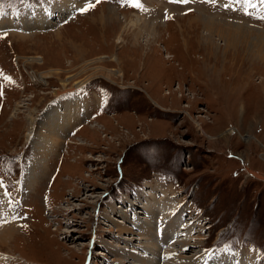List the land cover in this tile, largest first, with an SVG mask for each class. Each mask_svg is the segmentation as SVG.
Returning a JSON list of instances; mask_svg holds the SVG:
<instances>
[{
  "label": "rangeland",
  "instance_id": "rangeland-1",
  "mask_svg": "<svg viewBox=\"0 0 264 264\" xmlns=\"http://www.w3.org/2000/svg\"><path fill=\"white\" fill-rule=\"evenodd\" d=\"M133 2L0 0V197L16 217L0 264H84L92 234L91 264L183 254L202 264L224 251L235 264H264V35L234 31L225 48L203 36L208 20L264 34V0ZM50 7L61 17L48 18ZM33 55L42 61L24 66ZM97 66L122 75L106 79ZM48 68L60 78L35 84L31 73ZM67 76L88 79L56 96ZM55 113L64 131H53ZM165 210L180 230L159 239L155 229L173 220ZM156 240L181 252L144 249ZM127 250L136 260L118 261Z\"/></svg>",
  "mask_w": 264,
  "mask_h": 264
},
{
  "label": "bare ground",
  "instance_id": "bare-ground-1",
  "mask_svg": "<svg viewBox=\"0 0 264 264\" xmlns=\"http://www.w3.org/2000/svg\"><path fill=\"white\" fill-rule=\"evenodd\" d=\"M239 1H241V0H239ZM242 1H244V2H246L247 0H242ZM258 2V1H257ZM250 3V2H249ZM252 3V2H251ZM250 3V4H251ZM262 3V2H261ZM247 2L246 3H243V5H246L247 6ZM260 4V3H259ZM263 6V5H262ZM248 7V6H247ZM110 8V7H109ZM111 10H109L108 11V13L110 14V19L111 20H115L116 18H117V13L118 12H116V11H114V9L113 8H110ZM59 17H61L60 15H58ZM63 16H64V14H63ZM116 21V20H115ZM116 22H118V21H116ZM115 22V23H116ZM54 23V22H53ZM119 23V22H118ZM137 23V22H136ZM213 22L212 21H210V20H208V21H205V24L206 25H208L207 27L205 26V29H204V32H203V36H204V38H205V40H209L210 41V44L212 45L213 44V39H214V35H217L218 36V38L220 37V38H223L224 39V41L223 42H218V45H223L224 46V48L226 47L225 45H226V41L229 39V37H231L230 36V34L232 33V32H234V31H239V32H235L234 33V35L235 36H237V35H239V37H241V35H243L244 37H246V36H248L247 34H249V32H255L256 33V35H260L259 36V38L260 37H262V35H264L263 33H261V32H259V31H257V30H254V29H251V28H246V27H243V26H240V25H235V24H231V23H228V22H224V21H218V20H216V22H215V24H212ZM216 23H218V25H216ZM55 24V23H54ZM133 24H135V22L133 23ZM39 25V24H38ZM138 27H141L140 25H138V24H136ZM221 25H225V27L224 26H221ZM33 26H35V24L33 25ZM31 27V25L30 26H27V27H24L23 28V31L22 32H24V31H27V33H30L32 30H33V28L34 27ZM213 26V27H212ZM22 28V27H21ZM233 30V31H232ZM20 31V30H19ZM233 35V34H232ZM258 37V36H257ZM215 38H217V37H215ZM217 38V39H218ZM243 38V37H242ZM263 38V37H262ZM259 40V39H258ZM217 41V40H216ZM215 43H217V42H215ZM221 43V44H220ZM206 44H208V43H206ZM256 45V44H255ZM260 45H262L263 47H264V44L263 43H260ZM257 48V47H256ZM262 48V47H261ZM249 49H252V48H249ZM255 49V48H254ZM206 50V49H205ZM22 58V64L25 66V64L26 63H37V62H39V61H42V57L40 56V55H33V56H25V57H21ZM17 59L18 58H16V61H17ZM103 59V57H98V58H95V59H92V60H88V61H84V63H83V67H84V69H87V68H89V65H91V64H94V63H96V62H99V61H101ZM112 59L114 60V59H116V56H112ZM248 59V58H247ZM242 60V59H241ZM243 61H245V60H243ZM83 69V71H86V70H84ZM94 69H95V71H104V72H102V76H104L106 79H110V77L112 76V75H114V74H117V75H119V76H121L122 75V73H121V71H119V70H114V69H103L102 67H99V66H97V67H94ZM82 71V70H81ZM60 70L58 69H54V68H48L45 72H43V73H37V72H35V71H33L32 73H31V79H32V81L36 84V83H38V84H41V83H45L46 81H47V78H50V77H57V78H60ZM96 73V72H95ZM70 77L71 76H67V77H65L64 79H59V81H60V86H61V89H58L54 94L56 95V96H59L60 94H63L64 92L66 93V92H68L69 94H73V92H74V89H76V88H78V87H81L86 81H87V79L88 78H85V79H81V80H78V81H74V82H68V79H70ZM74 78V77H73ZM71 84V85H70ZM70 86V87H69ZM72 86H73V88H72ZM18 104V103H17ZM17 106V105H16ZM49 113V112H48ZM62 113V112H61ZM61 113H60V115H61ZM63 114V113H62ZM55 115L57 116V119H56V121H59L60 123H56L54 126H53V131L54 132H56V130L59 132V130L60 131H64V129L62 128L63 126H61L60 127V124L62 123V122H64L63 121V119L62 118H58V113H55ZM63 117V116H62ZM26 120V126L28 127V131H29V133H31L32 131H33V129L35 130V114L31 111V112H29L28 113V115H27V118L25 119ZM231 130V129H230ZM54 141V140H53ZM52 141V142H53ZM43 142V141H42ZM45 142H47V141H45ZM56 143V141H54V144ZM53 144V145H54ZM43 147V146H42ZM47 147V146H46ZM43 149V148H42ZM44 150H46L45 148H44ZM29 174V173H28ZM37 179V178H36ZM37 180H40V179H37ZM3 193V192H2ZM4 198V204H2L1 202H2V197H0V204L1 205H3V207H1V213H3L4 214V217L5 218H3V219H5L6 220V222H4L3 223V225L5 224L6 226H5V228H4V226H3V228H4V231H3V233L2 234H0V244H3L5 241H7L8 240V236L11 234V230L12 229H14V226L16 227V225H15V215L13 214V211H12V207L10 208L9 206H8V202L6 201V198H5V196L3 197ZM136 203V202H135ZM157 203V202H156ZM170 203V202H169ZM152 208V207H151ZM156 208L153 206V211L155 210ZM166 209V208H165ZM156 211H157V213H155V214H159V210L158 209H156ZM155 211V212H156ZM166 212H163V211H161V215H163V216H166V217H168L169 216V219L171 218V217H173L172 215H171V211L170 212H167V210H165ZM142 219V218H141ZM144 219V218H143ZM147 219V218H146ZM162 219V218H161ZM179 217L178 218H174L173 217V220H171V224L170 225H168V226H166V228L163 230V231H161L162 233H161V236H165L167 233H168V231H170V229H172V228H176L175 230H180V225H179ZM149 220V219H148ZM117 221V220H116ZM10 222V223H9ZM175 222V223H174ZM118 228H117V230L116 231H120V232H126L127 230V228H124V227H121V226H117ZM135 227V226H134ZM168 227H170V229L168 230ZM172 231V230H171ZM143 233V232H142ZM145 233V232H144ZM149 234V233H148ZM178 234H179V232H178ZM180 235V234H179ZM13 236V235H12ZM155 236H156V234H155ZM157 237V236H156ZM176 237H178V235L176 236ZM163 238V237H162ZM141 239H144V238H141ZM167 239V238H166ZM179 239V238H178ZM171 240L172 239H169L168 241H169V243H172L171 242ZM182 240V239H181ZM158 243H156V242H150L151 244H145V246H144V249L146 250V249H149V251H151L152 252V250L153 249H156V251H157V257H159L160 258V254L161 253H163L164 255H166V256H168V255H170L171 253V251H175V253H177V254H179L180 252H181V249L180 248H178L179 246H178V242L177 243H175V244H171V247H169V248H166L165 250L166 251H163L162 252V247H163V244L162 243H165L164 241H162V243L160 242V241H158V240H156ZM160 242V243H159ZM6 243V242H5ZM182 245H188V246H190V242L189 241H182ZM5 245V244H4ZM170 245V244H169ZM174 245H175V248H174ZM176 245L178 246L177 248H176ZM180 245V244H179ZM173 249V250H172ZM129 250H131V249H129ZM129 250H127L126 251V253L124 252L123 254H120L121 256H120V258H119V260L118 261H122V259H125L126 258V256H129L131 259H133L132 260V262L134 261V260H136V256L135 255H133L134 253H130L129 252ZM183 250V249H182ZM155 251V250H154ZM180 251V252H179ZM122 253V252H121ZM130 253V254H129ZM155 253V252H154ZM174 253V254H175ZM184 253H185V251H184ZM162 254V255H163ZM173 254V255H174ZM225 254V253H224ZM221 255L220 257L221 258H217V256H214V260L213 261H211V262H209V263H207V262H203V264H214V263H216V264H235V261H236V259L237 258H233V259H229V256H232V255H229L228 256V254H225V255ZM140 256V255H139ZM175 256V255H174ZM200 257L201 256H198L197 258L195 257V258H191V259H189V256H186L185 254H183V256H181V257H178V258H176V257H174L173 259H170L169 257H167L168 259H167V261H165L164 260V262L163 263H160V262H156L157 264H190L192 261H195L196 259V261H197V263L199 262V264H201V262H200ZM121 259V260H120ZM153 259H155L153 256H150V255H147L146 257H137V261L136 262H133V263H130V264H154V260ZM157 260V259H156ZM160 261V260H159ZM236 262H238V261H236ZM192 264V263H191Z\"/></svg>",
  "mask_w": 264,
  "mask_h": 264
},
{
  "label": "snow or ice",
  "instance_id": "snow-or-ice-1",
  "mask_svg": "<svg viewBox=\"0 0 264 264\" xmlns=\"http://www.w3.org/2000/svg\"><path fill=\"white\" fill-rule=\"evenodd\" d=\"M97 2H99V0H97ZM180 2H187V0H180ZM93 5L89 4L88 8H84V9H81V12H85V11H88L89 8H91ZM133 7H138L140 6L139 4V0H134V2L132 3Z\"/></svg>",
  "mask_w": 264,
  "mask_h": 264
}]
</instances>
